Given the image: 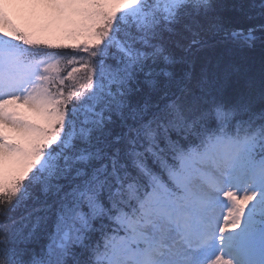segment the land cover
Segmentation results:
<instances>
[{
    "label": "snow or ice",
    "instance_id": "snow-or-ice-1",
    "mask_svg": "<svg viewBox=\"0 0 264 264\" xmlns=\"http://www.w3.org/2000/svg\"><path fill=\"white\" fill-rule=\"evenodd\" d=\"M0 264H264V0H0Z\"/></svg>",
    "mask_w": 264,
    "mask_h": 264
},
{
    "label": "rangeland",
    "instance_id": "rangeland-1",
    "mask_svg": "<svg viewBox=\"0 0 264 264\" xmlns=\"http://www.w3.org/2000/svg\"><path fill=\"white\" fill-rule=\"evenodd\" d=\"M13 9H18L17 11H14L13 17L16 21V23L25 31L30 32L34 36L41 37L43 39L48 40L51 43H62V44H82L84 41V38H78V39H66L61 32L58 31H45L43 30L44 25L43 22H36L30 20L27 15L23 11L24 6H7ZM16 111H18L22 118L31 120L36 123H42L43 121L41 118L36 116L35 113L31 112L27 107L20 104L18 106H13ZM4 133L5 135H8L10 137H15L20 142H24L21 137L18 136V134L11 128V126L5 124L4 125Z\"/></svg>",
    "mask_w": 264,
    "mask_h": 264
},
{
    "label": "trees",
    "instance_id": "trees-1",
    "mask_svg": "<svg viewBox=\"0 0 264 264\" xmlns=\"http://www.w3.org/2000/svg\"><path fill=\"white\" fill-rule=\"evenodd\" d=\"M222 2L225 5H232V4H237V3L242 2V0H222ZM230 11H232V9L230 7L225 8V12H230Z\"/></svg>",
    "mask_w": 264,
    "mask_h": 264
}]
</instances>
